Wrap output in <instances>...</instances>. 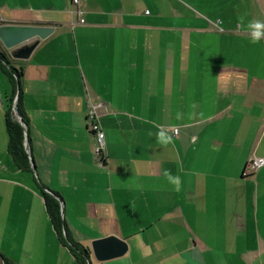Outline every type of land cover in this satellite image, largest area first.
Here are the masks:
<instances>
[{
    "label": "crops",
    "instance_id": "1",
    "mask_svg": "<svg viewBox=\"0 0 264 264\" xmlns=\"http://www.w3.org/2000/svg\"><path fill=\"white\" fill-rule=\"evenodd\" d=\"M78 7L0 0V24L53 28L27 60L0 43L20 74L34 168L8 153L13 90L0 68V253L16 264H76L39 183L90 264H264V164L250 165L264 158V35L253 43L249 28L264 24V0ZM90 105L104 132L101 160ZM110 235L127 251L97 261L91 242Z\"/></svg>",
    "mask_w": 264,
    "mask_h": 264
},
{
    "label": "trees",
    "instance_id": "2",
    "mask_svg": "<svg viewBox=\"0 0 264 264\" xmlns=\"http://www.w3.org/2000/svg\"><path fill=\"white\" fill-rule=\"evenodd\" d=\"M8 61L6 59V52L2 50L0 52V68L2 71L10 78L12 85V99L8 106V112L5 117V127L8 137L7 150L11 155L13 163L16 167L32 171L33 165L30 161L29 154L26 149V121L24 114L21 110L20 105V94L18 92V97L16 101L14 100L15 95L17 94V85L19 84L20 74L19 71L11 66H8ZM16 106L17 114L20 116V119L17 117L13 111V106ZM38 188L40 189L41 195L43 197L44 205L46 208L47 215L49 217L50 223L53 226L58 239L60 242L66 246L69 251L72 253L76 264H88V258L90 250L88 247L80 245L71 240L69 237L64 221L62 219V214L60 211V206L58 203L57 196L49 191H44L39 183ZM0 264H13L9 261L3 254L0 253Z\"/></svg>",
    "mask_w": 264,
    "mask_h": 264
},
{
    "label": "water",
    "instance_id": "3",
    "mask_svg": "<svg viewBox=\"0 0 264 264\" xmlns=\"http://www.w3.org/2000/svg\"><path fill=\"white\" fill-rule=\"evenodd\" d=\"M52 32L53 28L49 26L0 24V43L12 59L27 60L41 40L47 38ZM13 111L20 119L15 105ZM91 250L97 261H105L123 256L127 251V243L123 239L110 235L93 240ZM88 264H90L89 261Z\"/></svg>",
    "mask_w": 264,
    "mask_h": 264
},
{
    "label": "built area",
    "instance_id": "4",
    "mask_svg": "<svg viewBox=\"0 0 264 264\" xmlns=\"http://www.w3.org/2000/svg\"><path fill=\"white\" fill-rule=\"evenodd\" d=\"M72 1L74 4L77 5L76 13L77 14L81 13L80 8L78 7L80 0H72ZM79 22L82 23L83 19H80ZM87 118L89 121L88 128L90 132L93 134L95 139L94 152L96 157L101 160L103 155V148H104V132L97 118L96 106L90 105ZM263 164H264V158H254L252 159L250 165L252 168H257Z\"/></svg>",
    "mask_w": 264,
    "mask_h": 264
},
{
    "label": "clouds",
    "instance_id": "5",
    "mask_svg": "<svg viewBox=\"0 0 264 264\" xmlns=\"http://www.w3.org/2000/svg\"><path fill=\"white\" fill-rule=\"evenodd\" d=\"M249 28L252 29L251 35H252V42L253 43L259 41L261 36L264 35V31H262V29H264V24L257 22L255 24H250ZM173 182H176V181L173 180Z\"/></svg>",
    "mask_w": 264,
    "mask_h": 264
},
{
    "label": "rangeland",
    "instance_id": "6",
    "mask_svg": "<svg viewBox=\"0 0 264 264\" xmlns=\"http://www.w3.org/2000/svg\"><path fill=\"white\" fill-rule=\"evenodd\" d=\"M16 101V100H15ZM13 264H16L15 262L12 261ZM19 264H42L41 261L37 260L35 261L34 259H25V260H22L20 261Z\"/></svg>",
    "mask_w": 264,
    "mask_h": 264
}]
</instances>
